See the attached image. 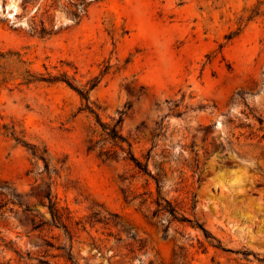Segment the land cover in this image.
<instances>
[{"label": "rangeland", "instance_id": "1", "mask_svg": "<svg viewBox=\"0 0 264 264\" xmlns=\"http://www.w3.org/2000/svg\"><path fill=\"white\" fill-rule=\"evenodd\" d=\"M37 4L0 0V181L21 201L0 216V264H264V0H96L77 24L55 7L49 37L28 30ZM76 88L102 121L121 116L162 196L227 250L190 224L164 236L130 200L154 180L100 154L110 144ZM16 137L51 168L64 160L59 174ZM49 189L68 234L37 226Z\"/></svg>", "mask_w": 264, "mask_h": 264}, {"label": "trees", "instance_id": "2", "mask_svg": "<svg viewBox=\"0 0 264 264\" xmlns=\"http://www.w3.org/2000/svg\"><path fill=\"white\" fill-rule=\"evenodd\" d=\"M42 1L43 0H21V5L25 10L29 4L34 5L38 3L33 11V14L31 15V18L29 19V22L27 23V27L28 30L33 34H37L40 37H49L56 34L60 28L55 26L56 16L51 12L52 8L59 7L64 15L72 20L71 24H77L87 13L92 1L96 0H44L49 3H45L43 7L41 6ZM47 80L51 82L62 80L69 86L74 87L73 83L68 79L65 80L54 76L47 78ZM92 86L93 85H91V87ZM76 90L78 91L81 98L85 101L84 108L95 114L96 120L101 126L100 134L102 135V138L100 140L103 141L102 144H100L101 149L104 148L105 143L110 144V148L104 149L100 152V154L105 155L106 158H117V150L119 149L121 156H123L124 159L128 158L133 161L134 166L138 169L139 173H142L143 175L147 174L154 180V190L135 194L130 198V200L139 199V204L147 205L148 211L150 212L152 217L157 219V222H159L162 226H164V223H166V225L163 227V235L167 236L170 224L172 223L182 225L190 224L192 227L199 228L202 231L204 238L207 239L210 244L222 250H227L222 246L220 240L212 236V234L206 228H204L198 222H192L176 203H173L172 200L162 196L161 180L159 176L151 173L148 169V164H143L140 160L133 156L129 147L126 148L124 146L123 143L126 140L119 132V124L122 120L121 116L113 123L102 121L99 114L89 100L88 89L76 88ZM240 94L241 93H239L238 95ZM119 113L121 115L122 112ZM15 140L22 143L29 150L30 154L35 159L33 161L34 166L38 167L39 161H42L43 168L39 170V172L45 171L47 174H49L50 179L51 174H59V169L62 168L65 164L64 160L57 161L59 167L55 164L51 168L50 162L46 157V149H40L36 145L28 144L27 142L17 137L15 138ZM97 144L98 141H92L88 149L93 150L97 146ZM123 193L124 197L127 198L128 196L126 192L124 191ZM43 196L47 199L46 206L50 212V219L44 220L42 215L40 214L39 223L37 224V226L52 225L56 227H62L68 234V226L63 220V214L60 212L57 206V202L53 199L51 190L49 189V191L45 192ZM19 197L20 192L15 190L10 182L0 181V216H2L7 211L13 212V206L15 205L21 206ZM42 203L44 204V202ZM10 204H12L13 206H9ZM151 205H153V207H151ZM0 240L3 241L2 238H0ZM65 255L67 259L73 260V255L70 251H67Z\"/></svg>", "mask_w": 264, "mask_h": 264}, {"label": "water", "instance_id": "3", "mask_svg": "<svg viewBox=\"0 0 264 264\" xmlns=\"http://www.w3.org/2000/svg\"><path fill=\"white\" fill-rule=\"evenodd\" d=\"M10 13H12V9L10 8Z\"/></svg>", "mask_w": 264, "mask_h": 264}]
</instances>
